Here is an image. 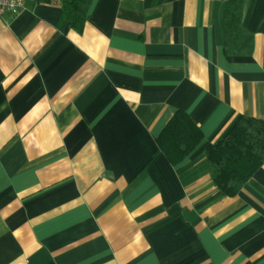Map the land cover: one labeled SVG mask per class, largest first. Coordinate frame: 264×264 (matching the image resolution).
<instances>
[{
  "label": "crops",
  "instance_id": "crops-1",
  "mask_svg": "<svg viewBox=\"0 0 264 264\" xmlns=\"http://www.w3.org/2000/svg\"><path fill=\"white\" fill-rule=\"evenodd\" d=\"M226 1L94 0L82 29L60 0L0 14V264H264V163L230 196L207 156L264 119V0H243L246 53ZM179 110L203 138L173 164Z\"/></svg>",
  "mask_w": 264,
  "mask_h": 264
},
{
  "label": "trees",
  "instance_id": "trees-1",
  "mask_svg": "<svg viewBox=\"0 0 264 264\" xmlns=\"http://www.w3.org/2000/svg\"><path fill=\"white\" fill-rule=\"evenodd\" d=\"M93 1L60 0L69 23L78 29H82ZM242 16L243 0H227L223 14L227 52L231 46L247 52L251 36L242 25ZM202 138L200 126L185 111L179 110L162 131L158 143L169 160L177 164ZM207 156L215 185L225 195L237 194L264 163V119L243 115L223 138L208 146Z\"/></svg>",
  "mask_w": 264,
  "mask_h": 264
},
{
  "label": "built area",
  "instance_id": "built-area-1",
  "mask_svg": "<svg viewBox=\"0 0 264 264\" xmlns=\"http://www.w3.org/2000/svg\"><path fill=\"white\" fill-rule=\"evenodd\" d=\"M26 0H0V14H18L25 5Z\"/></svg>",
  "mask_w": 264,
  "mask_h": 264
}]
</instances>
